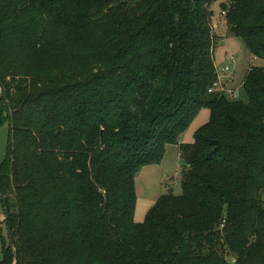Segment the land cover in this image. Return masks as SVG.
<instances>
[{"label":"trees","instance_id":"1","mask_svg":"<svg viewBox=\"0 0 264 264\" xmlns=\"http://www.w3.org/2000/svg\"><path fill=\"white\" fill-rule=\"evenodd\" d=\"M214 2L0 0V264H264V67L246 102L217 90ZM220 8L264 62V0ZM170 144L182 195L137 224L135 179Z\"/></svg>","mask_w":264,"mask_h":264},{"label":"rangeland","instance_id":"2","mask_svg":"<svg viewBox=\"0 0 264 264\" xmlns=\"http://www.w3.org/2000/svg\"><path fill=\"white\" fill-rule=\"evenodd\" d=\"M228 0H215L212 5L214 19L212 21L215 44V65L218 72V91L222 88L225 93L237 101H247L242 89L243 81L251 67H264V62L253 58L243 42L229 34L225 15L221 11V4ZM234 59V60H231ZM228 67L229 72L224 68ZM208 110L203 109L190 127L180 137V143L193 142L196 130L207 123ZM10 127L5 125L0 128V165L2 164L9 141ZM185 160L180 152L179 145H167L163 160L159 164L145 166L135 179L137 204L134 221L141 224L145 221L148 212L154 207L158 199L165 194L174 196L182 195V171L185 168ZM264 201V194L262 196ZM4 207L0 202V263L3 260L2 239L8 243V231L4 219ZM226 260L233 264L235 258L227 257Z\"/></svg>","mask_w":264,"mask_h":264},{"label":"water","instance_id":"3","mask_svg":"<svg viewBox=\"0 0 264 264\" xmlns=\"http://www.w3.org/2000/svg\"><path fill=\"white\" fill-rule=\"evenodd\" d=\"M2 97H3V94L0 93V103L2 101ZM0 199L2 200L3 204L5 205V201L3 198L0 197ZM4 223L6 224V227H7V231H8V237H9V242H10V245L12 247V249L14 250V244H13V237H12V232H11V229H10V226H9V214H8V208L7 206L5 205V213H4ZM14 253H15V250H14ZM14 264H17V257L15 255V263Z\"/></svg>","mask_w":264,"mask_h":264},{"label":"built area","instance_id":"4","mask_svg":"<svg viewBox=\"0 0 264 264\" xmlns=\"http://www.w3.org/2000/svg\"><path fill=\"white\" fill-rule=\"evenodd\" d=\"M231 60H234V59H231ZM224 71H225V72H229L230 70H229V68H228V67H226V68H224ZM216 87H218V83H217ZM220 89H221V91H223V89H222V88H220Z\"/></svg>","mask_w":264,"mask_h":264},{"label":"crops","instance_id":"5","mask_svg":"<svg viewBox=\"0 0 264 264\" xmlns=\"http://www.w3.org/2000/svg\"><path fill=\"white\" fill-rule=\"evenodd\" d=\"M207 118L209 119V111H208V114H207ZM4 213H5V208H4ZM4 219V216L1 217V220Z\"/></svg>","mask_w":264,"mask_h":264}]
</instances>
